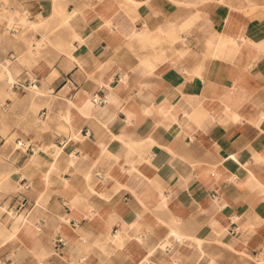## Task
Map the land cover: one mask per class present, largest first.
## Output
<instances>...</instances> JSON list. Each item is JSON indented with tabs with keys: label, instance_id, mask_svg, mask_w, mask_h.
<instances>
[{
	"label": "crops",
	"instance_id": "0c3cea01",
	"mask_svg": "<svg viewBox=\"0 0 264 264\" xmlns=\"http://www.w3.org/2000/svg\"><path fill=\"white\" fill-rule=\"evenodd\" d=\"M11 1L43 46L17 45L30 67L7 81L23 94L1 114L18 187L0 218L29 221L0 257L264 264V0Z\"/></svg>",
	"mask_w": 264,
	"mask_h": 264
},
{
	"label": "rangeland",
	"instance_id": "374dc122",
	"mask_svg": "<svg viewBox=\"0 0 264 264\" xmlns=\"http://www.w3.org/2000/svg\"><path fill=\"white\" fill-rule=\"evenodd\" d=\"M0 2L2 3V4L0 3V53L2 52L5 53L3 57L6 58V52L10 51L11 48H15L14 49L15 51L13 50V52L15 53V56L17 58L16 61L11 62L9 58L3 61L0 56V81L1 83L2 82L4 83L3 85L1 84L0 86V121H1L2 120L1 114L3 112H6L5 99L9 97L12 98V96L15 97L16 95L22 96L23 94L21 92L12 95V92H10L11 91L10 83L7 82L4 70L6 67L10 68L16 62H22L21 57H23L22 56L23 49H18L17 45H20L21 43L27 44L26 40H28L29 39L28 37L31 36L30 33L34 30H37L38 27L41 26V24L37 23L39 22L40 19L37 20L28 19L27 14L20 10V5L16 3V1L12 2L11 0H0ZM4 6H6V8H4ZM13 23L14 25H19L20 29L15 34L10 35V33H8L7 30L9 29V26L11 25L13 26ZM19 23H21V25ZM29 41H30L28 43L29 48L26 47L25 50H30L31 48L34 47L33 45H35L34 49H38L43 46V40H40L42 42L36 41L34 44H32L34 39L31 38L29 39ZM22 64H25V66L30 67L27 62L25 63V61H23ZM4 65H6V67H4ZM35 90L36 87L34 89L28 90L27 92L31 93L32 95H35L36 94ZM35 112H37V110H35ZM7 132L8 131L0 130L2 136L5 137V143L2 146H0V166L2 168L7 166L10 162L9 160L10 159L9 153L11 150L10 144L12 142L11 140L13 138V135L16 134L13 133L9 137V135H7L8 134ZM17 187L18 186L14 187L12 190H5L0 186V193L4 192L6 195H8L5 199H8L10 194L14 192L17 189ZM0 200H2V194L0 195Z\"/></svg>",
	"mask_w": 264,
	"mask_h": 264
},
{
	"label": "bare ground",
	"instance_id": "6f19581e",
	"mask_svg": "<svg viewBox=\"0 0 264 264\" xmlns=\"http://www.w3.org/2000/svg\"><path fill=\"white\" fill-rule=\"evenodd\" d=\"M4 8H6V6H4ZM69 16H70V14L65 13L63 15V18H62L63 21L66 22L68 20ZM8 21H9V19H8ZM19 24L21 25V23H19ZM22 24H24V23H22ZM9 25H10V23H9ZM11 27H14L15 29H18V25H14V23H13V26L12 25L9 26V28H11ZM40 42H42V41H40ZM34 50H33V52H34ZM37 64H38V62H37ZM4 67H6V65H4ZM4 72H5V76H6L7 81L12 82L13 75H12L11 69L6 67ZM10 92H12V94H13L12 90ZM39 149H40V147H38L34 151V153L37 152ZM15 172L16 171H14V170H12L10 168H6V169H1L0 168V186L2 188H4L5 190H8L10 187L13 186V182L11 181V178L14 179ZM28 221H29V218H28V215H27L26 211H23V212L19 213V212H15V211H12V210H8L7 211V215H5L2 219L0 218V246L6 245L7 243H10V242H13L15 239L17 240L18 239V235H17L18 231L23 226H26Z\"/></svg>",
	"mask_w": 264,
	"mask_h": 264
},
{
	"label": "built area",
	"instance_id": "2783aa9c",
	"mask_svg": "<svg viewBox=\"0 0 264 264\" xmlns=\"http://www.w3.org/2000/svg\"><path fill=\"white\" fill-rule=\"evenodd\" d=\"M7 30V29H6ZM8 33L10 34H14L17 32V29H15L14 27H11L7 30ZM9 57L11 58L12 55H9ZM34 83V80H27L26 84H24L23 82H14L12 84V88H20V87H25V86H31ZM92 101H94L95 103H99V104H103L107 101V98L103 95H99L97 93L93 94L91 96ZM58 144L62 145L63 142H58ZM38 148V146L36 144H34L33 142H31L30 140H27L25 138H16L15 143H14V149H20V150H25V151H30V152H34L36 149ZM25 188L29 187V185H25ZM24 201H22V204L19 206H23ZM18 207V208H19ZM16 210H12V211H17ZM55 247L58 249V247L60 245H62L64 243V238L62 236H57L53 239ZM0 264H14L10 258L8 257H0Z\"/></svg>",
	"mask_w": 264,
	"mask_h": 264
}]
</instances>
